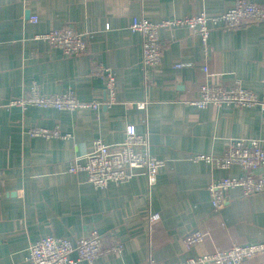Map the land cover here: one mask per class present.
Returning <instances> with one entry per match:
<instances>
[{
  "label": "crops",
  "instance_id": "0c3cea01",
  "mask_svg": "<svg viewBox=\"0 0 264 264\" xmlns=\"http://www.w3.org/2000/svg\"><path fill=\"white\" fill-rule=\"evenodd\" d=\"M232 1L0 0V264H24L28 245L41 236L74 239L92 229L124 244L120 254L99 256L94 264H142L150 255L183 262L233 243L264 242V195L243 196L234 188L214 210L208 185L240 171L193 159L221 154L233 138L264 143V107L259 102L198 108L186 102L205 81L206 64L214 74L210 82L237 79L264 101V21L212 29L207 59L189 29L160 28L161 59L146 73L139 65L141 37L128 28L133 17L158 22L217 15ZM61 27L89 34L87 52L65 58L36 38ZM100 67L114 75L116 100L109 106ZM32 83L47 94L72 91L81 101L101 104L95 110L9 104ZM138 101H146L145 110L137 109ZM129 124L147 133L150 152L164 160L154 184L138 173L97 189L84 172H69L72 159L90 151L96 138L120 142ZM33 127H57L68 136L31 137L26 131ZM151 213L159 214L152 223ZM194 230L203 240L186 248L183 239ZM242 264H264V253Z\"/></svg>",
  "mask_w": 264,
  "mask_h": 264
},
{
  "label": "built area",
  "instance_id": "2783aa9c",
  "mask_svg": "<svg viewBox=\"0 0 264 264\" xmlns=\"http://www.w3.org/2000/svg\"><path fill=\"white\" fill-rule=\"evenodd\" d=\"M33 16L32 20L36 21ZM264 21V5H257L249 0H234L221 13L209 16L200 12L190 16L165 18L154 22L146 17H133L128 28L137 32L141 37V54L139 65L146 73L148 69L156 67L161 59L162 43L159 39L160 28L174 29L185 27L195 33L200 41L205 59L209 56V37L212 29L222 28L235 30L245 23ZM89 34L76 31L72 27H61L36 35L47 42L52 48L61 51L63 57H77L87 52ZM181 64H175L180 67ZM102 71L105 82L106 106L115 103L114 75L110 68L98 69ZM205 81L198 86L197 94L186 100L190 105L205 108L209 105H232L237 107L253 106L259 101L254 93L240 85L235 79L225 85L220 81L210 82L214 74L206 65L202 68ZM217 76V74L215 75ZM9 104L23 107L34 105L38 107H52L56 109L75 110L88 108L95 110L100 106L99 101H81L72 91L62 94H47L41 91L36 83H32L23 95L9 101ZM139 110H145L146 101L136 102ZM31 136L43 138H64L57 127L48 129L33 127L26 131ZM193 159L205 161L210 167L217 169L237 168V175L227 174L212 181L207 189L214 210L219 211L225 200L226 193L239 188L243 196L261 193L264 195V143L261 139L233 138L228 141L219 155L196 154ZM164 165V160L153 155L149 150L147 133H137L134 125L125 127L124 139L113 144H106L101 139L93 141L90 151L74 157L69 165V172H84L86 179L97 189L107 187L109 183H125L134 175L143 173L151 186L155 183L157 174ZM263 169V171H258ZM159 219L158 213L148 216L150 223ZM204 234L194 230L185 235L183 243L186 248L201 242ZM124 249L123 242L111 233H101L92 229L85 235L74 239L66 236L47 234L32 241L27 247L24 264H77L85 261L94 264L99 256L120 254ZM264 253V242L233 243L228 248L210 251L197 257H190L183 262L157 261L150 255L142 264H242L248 258ZM74 255V256H73Z\"/></svg>",
  "mask_w": 264,
  "mask_h": 264
}]
</instances>
